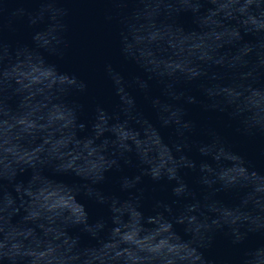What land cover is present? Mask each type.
<instances>
[{
  "label": "clouds",
  "instance_id": "obj_1",
  "mask_svg": "<svg viewBox=\"0 0 264 264\" xmlns=\"http://www.w3.org/2000/svg\"><path fill=\"white\" fill-rule=\"evenodd\" d=\"M112 2L124 6L129 3L137 5L130 14L121 18L123 28L120 32V51L126 59L136 62L147 73L148 79H155L164 86L165 98H155L152 104L161 124L174 127L181 141L171 146L170 164L164 170L144 165L143 158L131 139L132 136L140 139L142 132L133 125H141L145 133L151 132L156 136H160V133L138 111L135 99L129 92L131 85L110 64L105 71L119 97L121 115L113 116L98 107L91 125V134L81 137L78 133L86 125L79 119L80 106L69 103L66 98L74 92H83L87 85L74 74L59 71L44 55L63 56L66 45L62 35L54 29V38L44 43L37 39L38 33L35 31L32 35L34 47H18L15 51L10 50L0 39V121L6 122L4 135L0 136V264H208L201 249L211 244L215 232L227 229L233 244H241L249 233L264 234V223L260 222V218L264 217V207H260L255 213H242L246 217L243 219L240 216L228 221L222 219L219 213L222 202L215 196L221 191H232L238 185L224 181L211 161L216 159L217 153L226 152L234 158L230 164L245 169L248 175L256 171L250 169L244 158L231 151L215 134L210 142L198 146L203 157L199 162L186 154V134L193 130L194 125L185 119L183 104H195L197 100L176 88L181 81H205L201 85L207 98L205 109L228 112L231 118L240 122L246 134H264V110L255 109L247 103L254 91L264 93V84L256 86L257 81L264 76V0H251L250 3L238 0L230 13L218 11L220 0ZM205 4L210 7L204 9ZM241 7L245 11H239ZM3 11V6L0 5V14ZM181 12H191L199 30L185 31L183 27L169 22ZM213 12L217 14L216 31L228 34L227 38L208 48L206 54H197L184 69H171L168 56L157 53L160 42L153 41L152 35H203L209 30V25L204 23L205 18ZM253 17L257 21L255 24L251 22ZM35 23L30 20L29 26L32 27ZM232 33L235 35H231ZM246 35L253 39L245 41ZM146 47L151 48L152 55H145ZM33 64H40L51 73L38 85L42 88L51 85L48 88V98L43 100L32 96L37 86L26 87L30 82L20 75L21 71H30ZM214 69H222L223 72ZM228 74L233 77L231 86L220 83ZM133 83L141 90L148 89L146 80L136 78ZM229 88L231 91L226 94ZM12 97L18 98L15 108L8 103ZM37 105L42 110H36ZM54 108H58L66 119L48 121V112ZM33 111L35 127L27 129L21 126L18 123L19 117ZM50 130L61 138L92 141L96 148L94 159L97 163L87 171L67 167L65 155L51 143H45L46 136L51 135ZM117 130H125L129 136L122 137ZM17 141L30 142L32 149L40 150L30 156L25 155L22 149L7 151V147ZM97 141L100 143L97 144ZM133 153L139 161L140 174L123 177L121 188L129 193L128 202L134 205L137 212L141 210L142 200V190L137 186L143 176H149L154 181L167 180L173 184V196L178 201H187L178 214L174 213L170 204L156 202V215L170 226L169 232L156 236L150 244L142 245L140 241L154 234L160 227L159 224L147 226V218H144L141 223L145 228L137 233L135 239H126L130 229L121 228L120 234H114V223L109 226V222L105 220L90 222L86 207L78 199L79 215L69 217L65 213L55 224L47 223V209L33 195L39 191L43 182L53 180L44 174L45 169L50 168L56 173L71 172L82 178L85 183L73 187L76 198L83 191L89 198L107 205L110 213L115 216L113 209L124 202L116 196L102 194L96 185L104 181L105 173L119 168L121 161L131 164ZM184 169L198 173V183L204 192L202 198H198L184 181L181 175ZM28 170L31 171L28 182H18L17 176ZM5 182L11 185L12 191L7 190ZM261 200L264 201V193L261 194ZM17 216L20 219L14 222ZM177 224L184 226L189 239H184L177 233ZM72 228H79L87 233L97 241L96 245L81 247L79 236L70 234ZM161 239H166L168 244L159 247ZM112 242H116L117 246L110 247ZM260 250H264V245L246 251L240 264H253L254 254ZM128 252L131 253L130 256Z\"/></svg>",
  "mask_w": 264,
  "mask_h": 264
}]
</instances>
